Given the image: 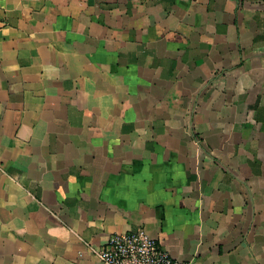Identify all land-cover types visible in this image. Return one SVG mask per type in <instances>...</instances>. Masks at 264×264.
<instances>
[{
    "label": "crops",
    "instance_id": "obj_1",
    "mask_svg": "<svg viewBox=\"0 0 264 264\" xmlns=\"http://www.w3.org/2000/svg\"><path fill=\"white\" fill-rule=\"evenodd\" d=\"M0 9V264H264V0Z\"/></svg>",
    "mask_w": 264,
    "mask_h": 264
},
{
    "label": "built area",
    "instance_id": "obj_2",
    "mask_svg": "<svg viewBox=\"0 0 264 264\" xmlns=\"http://www.w3.org/2000/svg\"><path fill=\"white\" fill-rule=\"evenodd\" d=\"M92 251L99 264H192L173 258L140 227L111 234L103 246L92 248Z\"/></svg>",
    "mask_w": 264,
    "mask_h": 264
}]
</instances>
